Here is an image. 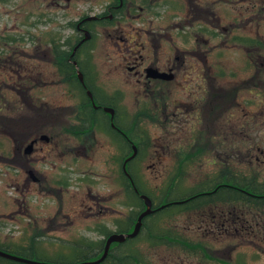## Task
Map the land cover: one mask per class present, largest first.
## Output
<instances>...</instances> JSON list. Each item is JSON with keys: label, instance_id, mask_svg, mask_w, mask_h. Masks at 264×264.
Here are the masks:
<instances>
[{"label": "flooded vegetation", "instance_id": "flooded-vegetation-1", "mask_svg": "<svg viewBox=\"0 0 264 264\" xmlns=\"http://www.w3.org/2000/svg\"><path fill=\"white\" fill-rule=\"evenodd\" d=\"M219 1L52 0L50 5H52L54 32L47 35V39L52 40V48L49 46L43 49L40 46L39 41L44 38L45 33L41 34V38H36L38 39L34 42L36 44H29L34 54L43 56L42 58L47 60L51 59L52 85L59 88L58 92L56 89L53 91L57 97L52 98V109L46 113L48 116L42 121L43 124L50 123L52 135L39 132L41 118L23 116L24 118L21 119L22 117L18 115L17 132L9 133L13 136L12 152L11 155L2 157L3 162L8 165V168L21 169L27 176V180L41 184L43 179L33 166L38 162V159L32 158L34 153H45L50 147L52 154L50 164L55 170V159L70 157L73 151L76 155L84 156L86 150L93 145V142H89L95 139L96 134H100L105 136L108 143L113 146V156L108 164L115 168L114 175L117 177L118 186L121 184L119 177L121 171L129 188L136 193L137 189L128 168L138 150L135 143L126 140L127 134L131 135L132 131L126 130L125 122L148 121L165 128L166 125L173 124L170 117L179 118V121L191 118L192 130H198L202 118L203 121L207 119L213 125L214 118L217 117V120L222 112L231 115V112L235 110L246 115L248 112L245 105H248L249 101L244 97L245 91L259 86L261 81L259 77L264 68V37L257 32L253 37L234 35L228 40L234 30H246L247 26L244 21L236 23L235 19L229 20L230 12L225 9L229 10L226 5L227 0H223L220 7ZM239 3L240 9L242 5L248 6L247 0H239ZM250 8L259 11L257 2ZM69 9L76 11L74 17L68 16L69 12H64ZM58 10L60 13H57ZM239 14H241L240 11ZM224 20L231 22L221 25ZM65 29L69 31L68 34L60 32ZM97 33L102 35L101 42L108 38L107 40L111 41L116 49V62L107 71L116 78L111 94L106 92L104 85L108 83L104 82V73L98 69L94 60V37L98 35ZM56 37L60 38L61 49L66 51L61 57L56 49L58 46ZM219 37H224L220 41L221 46L230 41V46H239L246 54L255 56L256 64L252 65L255 68V75L252 78L229 81L230 87L225 91V97L218 99V93L216 94L214 88L215 70L209 57L216 48L215 44L213 46L211 44ZM240 40L246 43L239 42ZM248 41L257 42L260 45H250ZM22 46L21 43H16L17 48L5 45V48L0 49V67L8 68L10 62V70L18 73V69L22 70L24 66H28L27 63L19 60L14 63L11 58L18 56V53L28 56V52ZM207 46H209L208 49ZM28 73L30 70H25L24 76ZM229 77L233 78L232 75ZM202 81L206 83L208 89L205 97L200 87ZM117 84L119 88H116ZM16 88L17 94L25 99L24 92L29 90L28 87L24 89L19 83ZM172 95L176 98H172ZM240 97L241 102H238ZM1 98L6 99L3 96ZM221 99H227V101ZM130 104H133V107ZM218 105H225V107L223 110L219 107L217 109ZM30 122L32 128L27 131L26 128ZM189 123L185 124L187 130H189ZM227 123L229 134H232V123ZM62 124L67 128L58 129ZM104 125L106 128L103 127ZM181 128L182 126L176 132L179 133ZM147 131L145 132L148 135ZM169 135L178 134L172 132ZM122 138L128 142L131 154L128 155L129 151L125 153L126 157L121 163ZM61 139L65 143L63 149L59 150L60 143L62 144ZM76 143L83 145L75 148ZM133 147L136 149V155L133 159L126 161L132 155ZM255 150L259 151V149ZM55 152L58 155H55ZM71 164L68 163L65 168L59 169V172L63 173L61 177L52 178V196H56L60 202L63 196H71L68 192L69 179L74 172L69 171ZM76 180L81 181L78 177ZM86 192L87 194L73 192L72 196H86V200L91 202V205L87 207L88 212L95 208L97 210L95 215L99 216L104 209H107L104 204L101 205L103 198L98 194L91 196V188ZM141 195L144 194H139ZM67 201L68 205L72 206L73 201ZM66 207L69 208V206ZM53 211L55 214H61L62 205L58 206L57 210L52 206ZM64 217L68 221L66 225L73 223L70 217ZM120 220L121 218H118L114 222ZM135 223L125 233L131 232ZM57 224L55 218L54 222L52 221V228ZM100 227L106 228L105 225Z\"/></svg>", "mask_w": 264, "mask_h": 264}, {"label": "rangeland", "instance_id": "rangeland-1", "mask_svg": "<svg viewBox=\"0 0 264 264\" xmlns=\"http://www.w3.org/2000/svg\"><path fill=\"white\" fill-rule=\"evenodd\" d=\"M52 0H0V35L9 34L10 36L32 37L35 41L36 38H41V34H52ZM179 2L181 0H174ZM210 1V0H201ZM219 1V0H218ZM223 1V0H222ZM219 1V7L222 5ZM241 1V0H240ZM247 5H242L240 9L239 0H227L226 11L230 12L229 20H236L246 22L247 29H237L232 32L228 40L234 35H248L254 36L259 33L264 37V0H247ZM257 2L259 11L251 10V5ZM224 3V2H223ZM263 7V8H262ZM241 14H239V11ZM221 15L222 13L217 10ZM216 11V12H217ZM64 12H69L68 16L74 17V9H69ZM217 12L218 15H220ZM60 13V10L57 11ZM220 15V16H221ZM224 20L221 25L227 24L231 21ZM59 26H63L59 24ZM58 32V29H57ZM63 34H68L69 31L61 30ZM66 32V33H64ZM94 37V60L98 65V69L103 71V80L106 84L104 88L109 94L112 93V88L115 87L116 78L112 73H108L116 62V49L111 41L101 40V34L97 33ZM99 38V39H98ZM47 40L46 38H43ZM224 37H219L211 44L216 45V48L211 52L209 57L213 65V73L216 77L214 88L216 90L217 98L225 97V91L229 89V81H240L247 78H252L255 75V68L250 63V56L244 52L239 46H230L231 42L228 41L226 45H220ZM33 41V42H34ZM32 42V43H33ZM28 44H22L28 56H23L18 53V56H12L13 62L19 60L27 63L22 70L18 69L17 72L10 70L9 62L8 68L0 67V96L6 98L2 101L3 106H0V242L3 244H16L26 246L32 236L37 240L36 246H40L42 250L40 254V262L48 263L46 260L51 261L50 264L59 263L56 254H62V259L68 263L71 257L76 254H70V246L74 243L80 242L82 239L99 240L102 237L98 232L101 231V225H105L110 231L115 230V220L118 218H125L128 216L130 207L126 206L127 199L124 196V190L117 182V177L114 175L115 168L108 161L113 156V146L108 143L105 136L96 134L95 139L90 149L86 150L85 155H76L74 151L70 157H62L61 160L55 159L56 169L53 170L50 164L52 162L51 148L48 147L45 153L37 152L32 158L38 159L34 164L35 171L41 176L43 182L41 184L33 183L27 180V176L18 167L8 168L7 164L3 162L2 157L7 154L11 155L12 152V139L9 133L14 134L17 132V116L23 119L26 118H41L39 132L42 134L52 135L50 131V123L43 124V120L48 116L46 113L52 109V98L57 97L53 91L58 86L52 85V61L51 59L42 58L37 56ZM36 44V43H35ZM12 47H16L12 45ZM209 46L206 48L208 49ZM44 49V48H43ZM264 55V53H263ZM212 57V58H211ZM13 66V65H12ZM15 69V66H13ZM30 70V73L24 76V71ZM222 74V77L220 75ZM232 75L233 78L229 76ZM239 75V76H238ZM21 76V77H19ZM260 85L253 88H248L245 91L244 97L249 101L246 106V115L241 114L239 111L233 110L230 113H223L214 118L213 125L203 118L200 120L198 130H192L191 118L180 120L179 118H169L171 123L166 125L165 128L158 124L152 125L147 121L144 126L148 131L151 145L148 154L143 156L140 161L133 167V173L141 188L149 195L166 184L168 178L170 179L176 172L173 152L169 150L163 152L162 146H166L168 142L172 146L182 144L185 146L191 139H198L197 143L206 144L207 148L212 149L217 141L224 139L223 134L231 136L229 132L225 131V125L229 122L233 126L247 124L246 132L248 135H254V139H261L264 142V68L260 72L259 77ZM22 84L23 88L28 87L25 91V99H22L17 91V85ZM8 84V85H6ZM206 83L201 82V92L203 97L206 96L208 89ZM119 88L118 84L116 88ZM172 98H176L172 95ZM201 98V96H200ZM202 99V98H201ZM225 102L227 99H221ZM241 102V97L238 98ZM1 104V103H0ZM133 107V104H130ZM224 109L225 105L217 106V109ZM221 112V111H220ZM29 116V117H28ZM227 116V117H226ZM230 118L232 119L230 121ZM190 122V123H189ZM161 124V122H159ZM189 123V127L185 124ZM179 133L176 132L181 126ZM32 128V123L28 124L26 128L29 131ZM67 128L64 124L60 125L58 129ZM8 131V132H6ZM26 131V132H27ZM178 135L170 136V133ZM241 132L235 131V136L240 137ZM202 135V136H201ZM245 136V135H244ZM252 138V137H250ZM64 139V138H63ZM253 139V138H252ZM62 141V139H61ZM168 141V142H166ZM65 141L60 143L62 150ZM77 144V143H76ZM81 143H78L75 148H79ZM264 145V144H263ZM47 147V146H46ZM214 152V151H213ZM56 153V152H55ZM54 153V154H55ZM53 154V155H54ZM213 156L214 153L208 154ZM237 154V152H235ZM55 155H58L56 153ZM205 157L204 159L208 158ZM246 157H242L245 160ZM207 161V160H206ZM248 162V160L246 159ZM246 162V163H247ZM71 164V179L69 187V195L63 196L62 201H58L56 196H52V178H59L62 172L60 168H65L67 164ZM247 165V164H246ZM246 165H241L245 168ZM215 169L214 164L208 165L204 162L198 166L194 163L187 170L186 176L182 180L180 186L184 187L183 190H190L206 177L211 176ZM55 175L54 177H52ZM70 175V174H69ZM118 176V174H117ZM81 181H77L76 178ZM116 178V181H115ZM118 183V184H117ZM24 184V185H23ZM68 187V186H67ZM91 188V196H101L103 198L101 205L104 204L107 209H104L99 216L95 215L97 210L93 208L88 212L87 207L91 205L86 196H72L73 192H81L87 194V189ZM80 191H77L79 190ZM73 201L68 205V201ZM63 207L61 214L52 212V206L57 210L58 206ZM66 206H69L67 208ZM71 206V207H70ZM64 216L70 217L71 225H66L68 221ZM56 218L57 226L52 228V221ZM200 220L193 216H183L178 220V225L182 227L198 226ZM100 225V226H99ZM253 229L261 230L259 223L252 224ZM198 232H190V235ZM200 236V234L198 235ZM211 241L215 250H218V255L214 253L210 255L212 249L206 250V254L211 258L210 264L222 263L219 259L224 257L223 253L230 248L228 252L227 262L235 264L237 262L244 264H264V235L261 238H253L243 232H233L231 229L228 234L224 235L222 230H215L212 235L206 238ZM257 249H260L256 253ZM235 248V249H233ZM213 249V250H214ZM142 253L152 258L155 264H194L190 262L189 257L183 254L168 251L164 248L150 250L146 245L142 246ZM46 256V257H45ZM189 259V260H188ZM195 260V259H193Z\"/></svg>", "mask_w": 264, "mask_h": 264}, {"label": "trees", "instance_id": "trees-1", "mask_svg": "<svg viewBox=\"0 0 264 264\" xmlns=\"http://www.w3.org/2000/svg\"><path fill=\"white\" fill-rule=\"evenodd\" d=\"M47 35L46 32L44 38L47 39ZM59 40L58 37L56 49L61 57L66 51L61 49ZM33 41L31 37L2 34L0 35V49L5 48V45L11 48L16 43L33 45L38 39ZM39 42L43 48L49 46L52 48V40L50 39L41 38ZM239 42L246 43L244 40ZM248 43L260 45L254 41H248ZM250 63L251 65L256 64L255 56H250ZM1 97L0 106H3L2 101L4 99ZM146 123L147 121L141 120L124 123L126 130L132 131L130 132L131 135L127 134L126 140L135 143L138 150L135 159L128 168L137 189L136 193L129 188L121 171L119 173L120 185L124 190L125 199L127 197L125 205L130 207L128 216L115 223L114 231L102 228L98 232L99 236L102 237L101 239H82L81 242L72 244L70 254L71 256L72 254L76 255L71 257L72 260L68 263L61 260L62 254H56L58 255L56 259H59L57 264H80L99 259L104 250L106 238L113 233H125L127 229L133 226L139 214L144 211L145 206L139 194H144L151 200L152 209L155 212L142 220L140 231L134 239L125 240L121 244H111L106 258L100 264H155L152 258L142 253L143 245H146L150 250L164 248L183 254L192 258L190 262L194 264H210L209 254L216 253L218 255L219 252L214 249L211 241L206 239L209 233L212 235L215 230H222L223 234L226 235L232 229L233 232H243L256 239L264 235V142L261 143L263 137L259 139L257 136V139H254V135L245 134L247 127L245 123L241 126L232 125L231 127L233 133L239 130L241 132L239 135L242 136L236 137L233 133L231 136L223 134L224 139L217 141L212 149L207 148L206 144L197 143L198 139L196 138L191 139L185 146L182 144L172 146L171 142L166 141L168 143L166 146H162V149L163 152L165 149L168 152L169 150L173 152L174 167H176L174 172L176 173L170 179L168 178L166 184L153 192V195H149L141 188L133 173V167L143 156L149 153V148L152 147L150 137L145 132L147 130L144 127ZM155 124L152 123V125ZM224 125V132H230L228 125ZM103 127L106 128L105 125ZM126 140L122 138L120 144L121 163L126 157L124 156L125 153L129 151L128 155L131 154V149ZM1 146L2 144H0V150ZM255 149H259V151ZM210 152L214 155L208 156L206 154H210ZM207 156L208 158L204 159ZM242 157H246L248 162L246 159L242 160ZM204 162L208 165L214 164L215 169L212 175L206 177L194 188L183 190L184 187L180 185L188 168L194 163L199 166ZM243 164H247L245 168L240 167ZM185 215L199 219L198 226L182 227L178 225L179 218ZM257 223L261 225V230L253 229L252 224ZM192 231L198 233L191 236L190 232ZM199 234L200 236H198ZM36 241L35 236H32L26 246L0 242V251L40 262L38 257L42 255L40 254L42 248L36 246ZM208 249H212V251L207 255L206 250ZM226 249L227 251L223 253L224 257H220L224 259H219L222 262L219 264H229L227 259L230 248ZM259 250L256 247V253ZM0 264L21 263L0 257ZM235 264L244 263L237 262Z\"/></svg>", "mask_w": 264, "mask_h": 264}, {"label": "water", "instance_id": "water-1", "mask_svg": "<svg viewBox=\"0 0 264 264\" xmlns=\"http://www.w3.org/2000/svg\"><path fill=\"white\" fill-rule=\"evenodd\" d=\"M132 149H133V153L126 161H129L135 157L136 149H135V147H133ZM123 169H124V167H123ZM140 199L143 201L145 209L137 218V221L133 227V230L131 232L125 233V234H116V233L111 234L110 236L107 237V239L105 241L104 250H103L102 255L100 256L99 259L92 261V262H84V263H80V264H100L106 258L111 244H113V243L121 244V243L125 242V240L134 239L138 235L140 228H141L142 220L145 217H147V216H149L155 212L152 209V202L148 197H146L145 195H141ZM161 208H163V207H161ZM0 257L3 259L13 261V262H17V263H21V264H50V263L38 262V261L26 259V258H21V257L11 255V254H8V253L2 252V251H0Z\"/></svg>", "mask_w": 264, "mask_h": 264}]
</instances>
